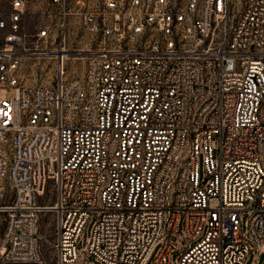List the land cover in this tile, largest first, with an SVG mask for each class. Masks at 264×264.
Segmentation results:
<instances>
[{
    "label": "built area",
    "instance_id": "built-area-1",
    "mask_svg": "<svg viewBox=\"0 0 264 264\" xmlns=\"http://www.w3.org/2000/svg\"><path fill=\"white\" fill-rule=\"evenodd\" d=\"M0 86V264H264V0H0Z\"/></svg>",
    "mask_w": 264,
    "mask_h": 264
},
{
    "label": "rangeland",
    "instance_id": "rangeland-1",
    "mask_svg": "<svg viewBox=\"0 0 264 264\" xmlns=\"http://www.w3.org/2000/svg\"><path fill=\"white\" fill-rule=\"evenodd\" d=\"M86 41L85 37H68L65 41V46L68 48V57L64 59L63 68L66 74L71 75L79 72L83 67V53L72 52V47H78L84 45ZM36 47L43 46L42 42L28 43ZM66 60V61H65ZM59 61L54 51H31L26 50L21 52L19 56L18 72L20 73L21 80L27 84H39V83H51L54 80L55 73ZM10 93V89L0 86V96H7ZM202 154L199 156V171L203 175V166L201 160ZM96 217L95 213H92L86 221L85 227L82 232L86 234V239L89 237L93 221ZM40 228L44 232L45 236L49 238L53 233L52 221H49V214L45 213L40 218ZM84 242V236L80 235L77 240V245H82ZM159 249V243H156L151 250L150 257L146 264L150 262L152 257L156 255ZM176 250L171 253V264H176ZM261 254L258 260L262 259ZM40 256L42 261L39 264H55V252L49 245L48 241L44 238L40 242ZM90 258L97 264H105L97 259L94 255ZM253 253H249L245 259L244 264H249L253 260Z\"/></svg>",
    "mask_w": 264,
    "mask_h": 264
},
{
    "label": "bare ground",
    "instance_id": "bare-ground-1",
    "mask_svg": "<svg viewBox=\"0 0 264 264\" xmlns=\"http://www.w3.org/2000/svg\"><path fill=\"white\" fill-rule=\"evenodd\" d=\"M66 49H68V48L66 46H63L61 48V50L57 52V58H58L59 64H60V58H61V62H62L61 64H63L64 59L68 57V51ZM41 261H42V259H40V262Z\"/></svg>",
    "mask_w": 264,
    "mask_h": 264
}]
</instances>
